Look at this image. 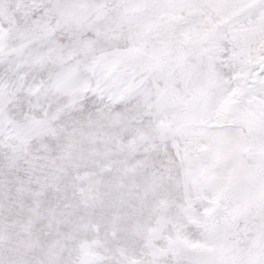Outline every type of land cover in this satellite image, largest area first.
<instances>
[{"label": "snow or ice", "instance_id": "6c2138e0", "mask_svg": "<svg viewBox=\"0 0 264 264\" xmlns=\"http://www.w3.org/2000/svg\"><path fill=\"white\" fill-rule=\"evenodd\" d=\"M0 264H264V0H0Z\"/></svg>", "mask_w": 264, "mask_h": 264}]
</instances>
